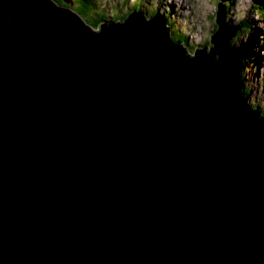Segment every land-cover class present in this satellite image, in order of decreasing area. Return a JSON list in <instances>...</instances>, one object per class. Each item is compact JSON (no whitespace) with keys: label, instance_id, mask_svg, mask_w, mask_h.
Here are the masks:
<instances>
[{"label":"water","instance_id":"1","mask_svg":"<svg viewBox=\"0 0 264 264\" xmlns=\"http://www.w3.org/2000/svg\"><path fill=\"white\" fill-rule=\"evenodd\" d=\"M225 19L191 58L158 17L0 0V264H264V119Z\"/></svg>","mask_w":264,"mask_h":264},{"label":"rangeland","instance_id":"2","mask_svg":"<svg viewBox=\"0 0 264 264\" xmlns=\"http://www.w3.org/2000/svg\"><path fill=\"white\" fill-rule=\"evenodd\" d=\"M220 1L222 0H142V9L144 10L146 17H149V11L153 12L151 17L156 15V12L164 16L168 13V15H166L168 16L167 21L174 23L170 26L172 35H174L173 33H175L177 30H180L181 32H179L181 36L187 40V48L189 51H196L197 49L204 50V48H206V51L207 49L209 50L207 52H211V39L214 35L213 33L216 26V13ZM229 1L233 2V4H229ZM140 4L141 3L139 2V5ZM225 4L232 5L230 14L226 16V18L230 17L235 21V23L238 21H245L247 24L245 31L242 28L243 31H241L243 33H241L240 36H236L238 31L235 32L236 35L234 34L230 44L233 43L234 46L238 45L239 47H235L236 49H240L241 46L244 52L249 53L245 55L247 60L244 59L242 64L244 69L242 71L243 89L245 90V93L247 92V96H245L244 93L243 94L245 97H247L246 104H250V108L253 111H257L258 109V112L263 114L264 11H261V9L264 8V0H225ZM75 6L76 5L73 4V7ZM98 6L97 14L101 11H105L107 14H109L111 9H114L118 14H121L125 13L128 8L129 9L127 12L129 14L133 8H136V1L128 0L126 2V0H99ZM104 6L105 9H103ZM117 13L112 12V18L109 16L107 20L111 21L113 18H116L118 16ZM126 16L127 14L125 16L124 14H121L119 19L125 21L127 19ZM224 21L229 22L227 19ZM258 33H260V35H258ZM258 37L259 39L256 40ZM255 40L258 41L256 47H254L253 43ZM256 50L259 51L260 55H258V52L256 53ZM193 54H195V52ZM261 67H263L262 74H260ZM254 75L257 76L251 82L250 79Z\"/></svg>","mask_w":264,"mask_h":264},{"label":"trees","instance_id":"3","mask_svg":"<svg viewBox=\"0 0 264 264\" xmlns=\"http://www.w3.org/2000/svg\"><path fill=\"white\" fill-rule=\"evenodd\" d=\"M53 1L56 2L59 5H62V6H65V1L72 2V4H75L76 6L73 7V5H68L67 7L71 8L73 11H75L77 13V15L79 16V18L84 20L87 25H91V27L93 26V28H95V29H97L100 25H102L105 22H115L116 23V22H119L121 20V19H119V16L121 14H118V16L116 18H113V20H111V21L107 20L109 16H111L110 18H112V10L110 11L111 14L110 13L107 14L105 11H101V12H99L97 14V8L99 7L98 6L99 5V0H53ZM127 1L128 0H126V2ZM139 2L141 3L142 0H139ZM136 4H137V2H136ZM137 5H138L137 9L144 15L145 12L142 9V7H143L142 3L140 5L138 3ZM224 5L227 6V16H228L230 14L232 6H229L228 4H224ZM103 9H105V6L103 7ZM134 11H137V10L135 9ZM217 15H218V10H217V13H216V19H217ZM93 16H95V17H93ZM167 18L168 17H166V16L164 17L166 28L169 29V31H170L171 42L174 45L178 46L182 52H185L186 56L191 57V58L194 57L193 53L194 52L196 53L197 51H189L188 50V48H187V40H186V38L181 36V34H180L181 31L180 30H179L180 32L177 30L175 33H173L174 35H172V31H171V27L170 26L173 25L174 23L168 22ZM227 18H228L227 20L229 21V26H231V27H235V26L239 27V26H241V28H243L244 31L247 28V24L245 23V21H240V22H236L235 23V21L233 19H231L230 17H227ZM217 30H218V26L216 25L213 34H215V32ZM241 30L236 33L237 34L236 36H240L241 33H243L242 32L243 30L242 31ZM230 46L232 48L239 47L238 45L234 46L233 43H231ZM212 47L213 46H211L210 48H212ZM240 48H242V47H240ZM207 51H209V50L207 49ZM243 58H244V56H243ZM245 60H247V58H245ZM239 76H240V84L241 83L243 84V81H242V67H241V71H240ZM246 93H244L245 96H247ZM242 94H243V92H242ZM259 113L261 114V117L264 118V113L263 114L261 112H259Z\"/></svg>","mask_w":264,"mask_h":264},{"label":"clouds","instance_id":"4","mask_svg":"<svg viewBox=\"0 0 264 264\" xmlns=\"http://www.w3.org/2000/svg\"><path fill=\"white\" fill-rule=\"evenodd\" d=\"M52 2H53L54 4L60 6V7L67 8V9L70 10L72 13H74V11H73L71 8H68V7H67L68 5H67V6H66V5H65V6H62V5H59V4H57L56 2H54L53 0H52ZM69 5H73V4L69 2ZM151 14H152V13H151ZM156 15H157V14H156ZM124 16H125V15H124ZM154 16H155V15H154ZM154 16H152V18H154ZM78 17H79V16H78ZM119 17H120V16H119ZM126 17L128 18L129 15H127ZM126 17H125V18H126ZM145 17H146V16H145ZM150 17H151V15H150ZM146 18H149V17H146ZM152 18H151V19H152ZM146 20L149 21V19H146ZM81 21H83V22L86 24V22H85L84 20L81 19ZM119 22L122 23V22H124V21H123V20H120ZM105 23H111V22H105ZM112 23L116 24V23H118V22H116V23H115V22H112ZM228 23H229V22H228ZM103 24H104V23H103ZM86 25H87V24H86ZM216 25H217V24H216ZM87 26L90 27V28H92V29H94V30H97V31H98L99 28H100V27H98L97 29H95V28H93V27H91V26H89V25H87ZM217 26H218V25H217ZM235 27H236V26H235ZM235 35H236V34H235ZM194 56H195V54H194ZM242 64H243V63H242ZM241 67H242V65H241ZM241 84H242V83H241ZM242 90H243V91H241V93H242V92L245 93V90L243 89V84H242ZM242 95L244 96V94H242ZM259 116H260V118H261V115H260V114H259ZM263 119H264V118H263Z\"/></svg>","mask_w":264,"mask_h":264},{"label":"bare ground","instance_id":"5","mask_svg":"<svg viewBox=\"0 0 264 264\" xmlns=\"http://www.w3.org/2000/svg\"><path fill=\"white\" fill-rule=\"evenodd\" d=\"M190 11H191V10H190ZM258 35H260V33H258ZM261 37H262V36H261ZM169 39H170V36H169ZM257 39H259V37L256 38V40H257ZM256 40L253 42V43H254V47H256L257 44H258V41H256ZM170 41H171V39H170ZM239 44H240V43H239ZM261 46H262V44H261ZM240 47H241V46H240ZM263 48H264V44H263ZM260 50H261V49H260ZM254 52H255V51H254ZM257 52H258V55H260L259 51L256 50V53H257ZM245 53H246V52H245ZM247 53H248V52H247ZM247 53H246V54H247ZM248 54H249V53H248ZM256 56H257V54H256ZM262 68H263V67H261L260 74H262ZM256 74H257V73H256ZM256 76H257V75H254V76L250 79V81L252 82V81L256 78ZM241 91H242V90H241ZM259 114H260V113H259Z\"/></svg>","mask_w":264,"mask_h":264}]
</instances>
